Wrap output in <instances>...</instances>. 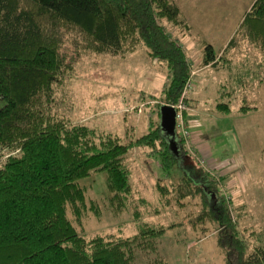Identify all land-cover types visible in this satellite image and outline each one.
Listing matches in <instances>:
<instances>
[{"label": "trees", "instance_id": "1", "mask_svg": "<svg viewBox=\"0 0 264 264\" xmlns=\"http://www.w3.org/2000/svg\"><path fill=\"white\" fill-rule=\"evenodd\" d=\"M180 12L173 0H0V264H139V251L155 248L165 226L145 220L141 207L151 202L144 194L135 196L129 156L136 146L149 147L171 179L156 183L160 204L168 203L169 193L176 201L200 197L195 218L206 215L211 221L225 264H264V247L250 251L238 225L240 213L234 214L226 199L223 186L230 175L217 174L188 154L181 133L176 153L160 121L126 141L72 122L56 109L58 91L84 54L119 53L134 48L136 41L153 59L166 63L164 103L178 102L192 67L180 40L161 20L177 21ZM242 29L264 45V0H255ZM233 43L234 37L225 50ZM220 58L223 52L205 46L204 64L217 67ZM222 104L227 110V103ZM97 170L108 173L116 209H131L133 234L89 237L69 216L70 209L81 222L87 209L82 179ZM162 260L155 252L149 264Z\"/></svg>", "mask_w": 264, "mask_h": 264}, {"label": "rangeland", "instance_id": "2", "mask_svg": "<svg viewBox=\"0 0 264 264\" xmlns=\"http://www.w3.org/2000/svg\"><path fill=\"white\" fill-rule=\"evenodd\" d=\"M173 1L181 10L178 20L161 21L180 40L196 71L187 105L189 118L197 121V126L192 123L190 128L195 131L193 137L200 139V134L204 141L200 148L195 141L191 146L196 148L187 152L196 156L194 149L206 158V168L230 175L223 186L226 199L231 201L234 214L240 213L238 225L251 245L250 251L260 250L264 247V45L251 41L245 30H238L255 0ZM232 37L234 43L226 51ZM207 44H212L218 55L224 54L217 67L204 66ZM134 45L119 53L84 54L65 87L58 91L57 111L72 122L88 123L126 141L145 133L152 121H160L168 66L153 59L140 41ZM222 102L227 103V110ZM176 133L180 134L177 127ZM157 159L149 147L136 146L129 156L132 180L138 187L135 196L144 194L151 202L141 207L144 219L165 226L156 238L157 246L139 251L137 261L149 264L158 252L163 256L161 264H225L211 221L206 215L195 218L202 206L198 195L176 201L169 193L168 203L160 204L156 183H170L171 179L160 170ZM82 183L87 209L81 222L69 209L80 233L90 237L137 231L131 209L127 205L116 209L117 201L111 202L107 171L97 170ZM154 207L161 210L155 212Z\"/></svg>", "mask_w": 264, "mask_h": 264}, {"label": "built area", "instance_id": "3", "mask_svg": "<svg viewBox=\"0 0 264 264\" xmlns=\"http://www.w3.org/2000/svg\"><path fill=\"white\" fill-rule=\"evenodd\" d=\"M195 73H196L195 69L192 68L191 76L185 82V86L183 88V92L180 99L178 100V102L172 104L176 108V127L180 130V133L184 141L186 142L188 148L191 147L196 148L194 145L191 146L192 143H195V138L193 137V132L190 129L191 128L190 122L187 121L185 118V112L188 109L187 96L190 89L193 87L192 78ZM191 150L193 154H196V158L198 159V161L205 166V163L207 161L206 158L204 156L201 157V155L198 154V152L195 151L194 149Z\"/></svg>", "mask_w": 264, "mask_h": 264}, {"label": "water", "instance_id": "4", "mask_svg": "<svg viewBox=\"0 0 264 264\" xmlns=\"http://www.w3.org/2000/svg\"><path fill=\"white\" fill-rule=\"evenodd\" d=\"M161 127L165 131V134L168 137L170 147L176 153H179V147L177 142V133H176V108L168 103H164L161 106Z\"/></svg>", "mask_w": 264, "mask_h": 264}, {"label": "crops", "instance_id": "5", "mask_svg": "<svg viewBox=\"0 0 264 264\" xmlns=\"http://www.w3.org/2000/svg\"><path fill=\"white\" fill-rule=\"evenodd\" d=\"M195 65H196V63H195ZM208 65H210V64H204V66H208ZM189 116H190V113H189ZM189 119H190V120H189L190 125H191L192 123H194V124L196 125V123H197V121H196V117L191 116ZM194 121H195V122H194ZM191 126H192V125H191ZM196 126H197V125H196ZM193 132H195V131H193ZM201 132H202V131H201ZM198 133H199V132H198ZM194 134H195V133H194ZM196 136H197V135H196ZM196 136L194 135V137H195V141H196V142H199L198 146H199V145H200V146L204 145V141L202 140L201 135L198 134V136H199L200 139H197ZM206 142H207V141H205V143H206ZM200 146H199V148H200ZM208 149H209V147H208Z\"/></svg>", "mask_w": 264, "mask_h": 264}, {"label": "flooded vegetation", "instance_id": "6", "mask_svg": "<svg viewBox=\"0 0 264 264\" xmlns=\"http://www.w3.org/2000/svg\"><path fill=\"white\" fill-rule=\"evenodd\" d=\"M177 137H179V136H177Z\"/></svg>", "mask_w": 264, "mask_h": 264}]
</instances>
